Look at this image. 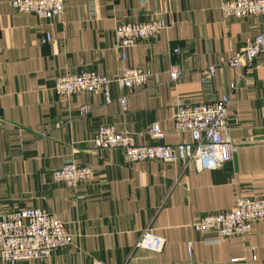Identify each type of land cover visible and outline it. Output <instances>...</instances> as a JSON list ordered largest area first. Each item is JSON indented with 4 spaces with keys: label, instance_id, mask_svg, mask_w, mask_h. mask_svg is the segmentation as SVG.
Segmentation results:
<instances>
[{
    "label": "crops",
    "instance_id": "0c3cea01",
    "mask_svg": "<svg viewBox=\"0 0 264 264\" xmlns=\"http://www.w3.org/2000/svg\"><path fill=\"white\" fill-rule=\"evenodd\" d=\"M222 1L64 0L62 12L46 19L0 0V216L43 208L72 234L69 245L46 259L17 264L264 263V220L245 235L219 240L192 225L206 213L231 209L238 198L264 196V51L251 68L228 63L262 30L264 18L224 17ZM150 19L167 27L127 48L123 60L115 26ZM211 65L216 71L205 81L202 72ZM129 66L150 76L130 90L124 111L114 84L108 103L102 93L64 97L53 89L59 76L83 68L114 77ZM173 66L180 71L176 80ZM228 93L225 135L237 148L217 169L129 163L120 149L90 141L98 125L110 124L137 144L152 143L147 128L157 122L165 132L161 142H188V133L173 129L178 104L214 102ZM84 105L88 112L79 114ZM68 160L94 171L77 190L51 178ZM144 228L164 238L161 251L136 246ZM0 264L8 263L0 258Z\"/></svg>",
    "mask_w": 264,
    "mask_h": 264
},
{
    "label": "built area",
    "instance_id": "2783aa9c",
    "mask_svg": "<svg viewBox=\"0 0 264 264\" xmlns=\"http://www.w3.org/2000/svg\"><path fill=\"white\" fill-rule=\"evenodd\" d=\"M64 0H12V6L21 13H28L38 18L50 19L63 10ZM219 9L224 17L262 16L264 18V0H223ZM162 20H147L139 23L125 22L115 26L116 47L124 60L125 50L138 41L158 34L166 28ZM49 40L45 36L42 42ZM178 49H175L177 52ZM264 51V26L251 38H247L238 51L228 60L232 67L251 68L255 58ZM216 71V65L209 66L202 72L203 80L210 79ZM179 68L173 66L170 79L176 80ZM150 76L148 70L137 67H124L121 73L107 77L94 70L81 69L75 74L59 76L53 89L64 97L75 93H102L106 103L111 102L110 86L114 84L119 91L116 100L121 110L128 107L131 89L143 87ZM234 89V85L230 86ZM230 94H224L214 102L178 104L174 115L176 132H185L190 136L188 142L175 144L161 142L165 132L157 122H152L147 133L154 140L152 143L137 144L127 130L116 131L110 124L97 126L91 143L96 148H116L123 152L129 163L146 160H159L180 163L186 168L194 163L197 169L213 170L230 161L237 144L226 135L228 129V103ZM88 112L87 106H81L79 114ZM0 119V127H1ZM93 168L80 165L71 160L64 162L52 172V180L77 190L80 183L91 180ZM82 196L77 194V198ZM264 220V196L238 198L235 205L226 211L210 212L202 215L193 228L198 232L213 231L217 239L245 235L251 224ZM72 234L65 230L64 222L43 208H24L0 216V258L8 264H17L24 260L46 259L53 250L69 245ZM164 238L155 234L151 228H144L137 247L154 252L162 250ZM192 242H188L190 256ZM106 264V263H98ZM245 264H264L246 262Z\"/></svg>",
    "mask_w": 264,
    "mask_h": 264
}]
</instances>
